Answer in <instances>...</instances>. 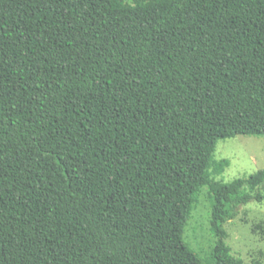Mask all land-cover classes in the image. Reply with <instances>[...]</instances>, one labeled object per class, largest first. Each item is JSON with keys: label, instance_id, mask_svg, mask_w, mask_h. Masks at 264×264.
<instances>
[{"label": "trees", "instance_id": "16d2710c", "mask_svg": "<svg viewBox=\"0 0 264 264\" xmlns=\"http://www.w3.org/2000/svg\"><path fill=\"white\" fill-rule=\"evenodd\" d=\"M237 135L264 136V0H0V264H244L225 223L264 168L214 178Z\"/></svg>", "mask_w": 264, "mask_h": 264}, {"label": "rangeland", "instance_id": "374dc122", "mask_svg": "<svg viewBox=\"0 0 264 264\" xmlns=\"http://www.w3.org/2000/svg\"><path fill=\"white\" fill-rule=\"evenodd\" d=\"M224 158L230 164L214 177L218 181L229 182L264 168V136L237 135L219 140L215 159ZM210 220V192L204 187L185 230V240L204 261L217 241L211 232ZM225 229L226 242L235 257L244 264H264V203L251 201L242 205L239 214L225 223Z\"/></svg>", "mask_w": 264, "mask_h": 264}]
</instances>
